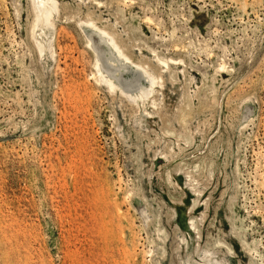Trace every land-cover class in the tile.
Returning a JSON list of instances; mask_svg holds the SVG:
<instances>
[{"label":"rangeland","instance_id":"obj_1","mask_svg":"<svg viewBox=\"0 0 264 264\" xmlns=\"http://www.w3.org/2000/svg\"><path fill=\"white\" fill-rule=\"evenodd\" d=\"M57 7L0 0V264H264V0Z\"/></svg>","mask_w":264,"mask_h":264},{"label":"bare ground","instance_id":"obj_2","mask_svg":"<svg viewBox=\"0 0 264 264\" xmlns=\"http://www.w3.org/2000/svg\"><path fill=\"white\" fill-rule=\"evenodd\" d=\"M34 4H35V11H36L35 27H40V29L43 31L45 27L53 25L51 23V16L54 14V11L58 9L57 0H34ZM89 22H90V20H89ZM99 31L101 33L102 40H104V42L106 41L108 43V46H109V50H108V52H104V58H103L101 56V50L99 48L100 46L97 47L98 45L96 46L94 43L91 42L92 47H93L94 51L96 52V56L94 55V57L96 58L95 64H96V68H97V72L99 74L100 80L105 82L106 84H108L111 88H116V87L120 86V83L118 82L119 76H120L122 70L127 68V66L131 63V64H133V66L141 69L142 74L144 76H146V78L149 80V86H145L144 84L139 83V85L136 87L135 92H133L131 89H124V88L120 87L122 93H124L128 98L132 97L136 101L138 99H145V98H148L149 96H151L155 92V84H156L157 76H155L154 73L151 71V69L147 68L145 65H142L140 63H135L131 59V57L124 51V49L121 47L118 40L116 39V37L113 34H111L107 30L100 29V28H99ZM47 34H49V33H47ZM38 43H39V47H40L41 51H43L45 49V44H43L41 41H39ZM88 43H89V41H88ZM159 56H161V55H159ZM161 58H163V57H161ZM173 61H176V59ZM156 62H157V59H156ZM158 62L160 64V61H158ZM164 63L166 66H169V62L164 61ZM96 68H95V70H96ZM160 79L161 78L159 76L158 80L160 81ZM159 81L157 82V84H159ZM97 83H99V82H97Z\"/></svg>","mask_w":264,"mask_h":264}]
</instances>
